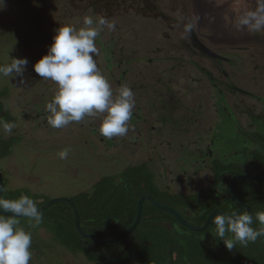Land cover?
<instances>
[{"label":"rangeland","instance_id":"obj_1","mask_svg":"<svg viewBox=\"0 0 264 264\" xmlns=\"http://www.w3.org/2000/svg\"><path fill=\"white\" fill-rule=\"evenodd\" d=\"M79 2L80 0H5L4 7L0 9V65L10 64L14 58H27L29 61L23 78L0 76V91L5 92V95L2 96L4 109L9 110L13 117L12 121L1 120L0 134L4 138L16 136L20 140L13 145L11 155L0 159V172L3 174L4 183L7 189L12 190L14 194L8 199L18 198V196L15 197V191L24 188L33 194H46L51 197L71 196L81 191L87 192L102 177L117 174L123 176L129 167L139 168L137 171L148 176V183L151 187L155 184L159 192L164 190L162 188L166 187V184L171 186V178L178 181L181 179L182 174H179L177 167L172 164L173 168L169 169L171 163L168 160L160 159L157 154L159 151L161 152L158 142L155 144V141L149 140L151 136L148 133V128L154 119L151 118L152 115L146 109L142 108V123L138 124L140 127L136 132L137 135L114 137L112 140L105 139L99 133V125L106 114L86 116L81 122H72L67 127L59 129L48 124L50 114L45 106L52 100L58 85L53 81L40 78L35 73L33 65L47 53L48 46L52 43L55 32L60 26L70 24L79 29L83 27L82 21L85 17H91L96 21L92 13L86 11L84 4L81 5ZM153 5H158L166 10L164 12L169 15L167 20L174 18L179 22L182 15L187 14L188 18L193 21L196 30L225 56L220 66L207 64L205 59L200 60V63L205 64L213 76L212 82L191 63L183 60L182 58L185 56L173 60L178 66L175 74H172L177 76V72H181L183 76L181 83H172L171 86L175 90V96L186 101L191 106L190 108H196L195 110H184V112H189L186 118L190 117L191 123L197 124L194 126L195 128L202 123L209 126L215 124L217 111L214 102L217 98L221 100V97L216 98V96L222 90H224L223 98L230 105L229 108L237 106L233 104L231 98L234 96L242 97L243 95L240 93L242 90H251L264 96V29L258 32L252 31L248 26L240 24V20L249 12L256 11L261 7L260 0H156ZM159 18L155 15L146 18L136 14L124 19L120 17L119 20L116 16L106 19L112 25L117 23L120 26L123 25L120 27L123 29L115 28L118 36L113 38L115 44L111 45V48L114 52L108 63L100 43L102 39L107 41L111 37L113 29L108 28L109 31H106V36H103L102 27L100 36L96 39L98 51L94 55V59L99 70L104 66L108 68L100 72L108 80L114 96L118 95L119 86L131 87L135 92L133 83L147 81L149 75L152 74L153 77L155 76L162 81H168L167 70L172 60L164 57L179 52L170 51V44L177 40L176 27L178 26L175 24L169 28L166 26V22ZM130 31L138 36L134 37ZM107 33L110 36H107ZM136 38L141 39L139 43L142 44L135 43L134 39ZM148 59L152 60L149 61ZM117 79L122 81V85L117 83ZM225 84L227 87L223 88ZM159 90L161 94H165L167 91L165 88ZM136 95L134 93V97ZM138 99L141 103L144 100V98L142 100L135 98V104ZM246 101L240 106L244 107L245 103L260 106L264 97L255 100L246 99ZM179 112L173 111V114L179 116ZM3 122L15 125L11 133L3 131ZM166 124L165 127L169 125L168 121ZM156 126L157 129H160L158 125ZM224 126L230 127L228 121L221 120L217 124L219 133ZM188 128V133H191L190 130L193 129L190 128L193 126ZM167 137L166 132L162 130L157 132L154 130L152 133V138L165 143L170 140V137ZM203 137V140L208 141L205 136ZM129 139L138 140L137 146H134L131 141L129 142ZM216 141L220 140L216 139ZM222 142L219 145V148L221 147L219 151L226 148L224 154H230L231 149L238 147L231 142ZM146 143H149V146H143ZM183 143L190 150L194 148L189 138L184 137ZM199 144L201 145L196 147L206 145V143ZM215 147L217 146L215 145ZM64 149L69 150L68 156L66 159H60L58 153ZM155 149L157 150L155 151ZM165 149L172 153L170 147ZM217 149L215 148V150ZM173 150L176 152L175 148ZM199 153L204 155L203 158L209 159L204 145ZM201 161L202 159H200ZM201 163L204 165L200 167L194 163L189 164L192 169L196 170V173L193 176H187L188 181L192 184L183 191L195 192L200 189L199 194L195 195L198 196L197 200L191 199L188 201L190 204H194V202L205 203L206 201L202 187L207 184L210 174L213 173L211 167L213 163H209L208 160ZM229 169L235 171L236 167L230 165ZM119 180L121 179H117L118 182H120ZM255 186L264 188V184ZM139 187L138 189L136 181L131 182L130 187H125L127 192L130 190L129 197H126L125 200L133 201V207L135 200L138 201L135 191L139 193L144 188L141 185ZM170 188L173 192L179 191L175 183ZM91 191L93 192V190ZM164 191L169 192L168 189ZM120 193L123 194V191L118 190L117 194ZM102 200L92 203L100 206ZM112 205L108 204L109 207ZM121 205L123 208L126 207L125 202ZM148 209L151 208L147 207L146 211ZM152 210L157 211V215L160 213L166 215L165 210L156 206ZM47 211L51 213L53 208ZM81 218L82 226L86 231H101L99 227H95L96 221L101 226L106 225L100 217L95 218L93 224L86 221L83 216ZM26 219L27 217H20L18 226L31 233L32 244L43 241V249L40 246H38L39 250L31 247L32 259L30 264H99L90 261L83 253L75 254L66 249L61 250L58 245L47 246L45 241L51 242L50 231L44 227L40 228L39 225H35L34 221L30 222L29 219L24 222ZM22 221L23 223H21ZM256 223L258 222L252 226L255 227ZM55 225L56 223L53 226ZM177 225V231L170 232L165 237L172 236V241H175L176 244V246L174 244L172 246L176 247L178 254L182 249L188 251L191 264H225L221 261L237 260L242 255L252 257V264H261L262 259H264V245L262 247L261 238L254 243L250 242L246 247L237 244L231 250L226 247V251H220L216 249L218 243L212 244L211 241L202 240L194 235L198 231H192L180 224ZM179 227H185L186 231L180 230ZM149 230L148 226L143 227L142 232L147 233ZM157 232L159 231L154 234ZM91 242L93 245L111 251L120 245L118 242L104 243L94 240ZM170 246L171 244H167L164 248ZM210 248L220 254L217 259L214 253L207 251ZM197 249L200 251L197 252ZM189 250L195 254L193 255ZM184 253L186 252L184 251ZM132 264L139 263L135 261ZM240 264H246V262L242 261Z\"/></svg>","mask_w":264,"mask_h":264},{"label":"flooded vegetation","instance_id":"obj_2","mask_svg":"<svg viewBox=\"0 0 264 264\" xmlns=\"http://www.w3.org/2000/svg\"><path fill=\"white\" fill-rule=\"evenodd\" d=\"M155 1L156 0H80L79 4H84L85 8L87 9L86 11L92 13L96 21H99L101 19H110L113 16H116L119 20L120 17L124 19L125 17L127 18L131 15L133 16L136 14L145 16L146 18L151 17V15H155L157 18L160 17V20L166 22V26L169 28L172 27V25L174 26L175 24H177L178 26L176 27L177 40L170 44V51L174 52V50H176L179 52H174V55L169 56L171 57L170 61L172 60V63L169 64V69L167 70L168 81H162L160 79L161 83L160 85H158V83L152 80V75H149L147 81H142L141 83L143 85V92L140 91V94L138 93V95L135 96V98H141V100L146 96L148 97V95L145 93L146 89H148L146 86H150L152 84V86L154 87L157 86L155 87L157 94H154L157 96V98L155 97L157 100L163 98L164 101H166L169 97H174V100L172 101L175 107L174 110L181 112H179V116H175L174 114L173 116H175V119L172 121L173 124L170 122L169 125L165 127L166 130L164 132H166L168 137H170V140L167 143L152 138V133L154 130H156L157 132L158 130H163L164 128L160 123L161 121L156 117L157 115H153L154 122L148 128V133L151 136L149 140L155 141V144L156 142H158V145H160L161 147V152L159 151L157 153L160 156V159H164V161L168 160L171 163L169 169H172L173 166H175L177 167V171H179V174H182L180 181L176 180L175 178H171V180L173 181H171V183H175V185L178 186L179 191L173 192L170 188L172 184L171 186L166 184V187L162 189H168L169 192L160 190V199L157 198L156 200L178 211L183 216V218L190 223H194V221L197 220L201 214L206 213L203 221L196 225L202 224L208 214L213 210L226 212L234 211L238 214H243L245 211H247V207H249L250 212L253 215L254 224L255 222H258L255 220L256 213L264 212V188L255 185L264 184V182L250 178L238 179L236 181V189L240 199L244 202V204H239L232 198L229 181L230 178L235 174L264 176V106H262L264 101H261L262 104H260V106H252L246 103L244 107L240 106L242 105V103H244V101L247 102L246 99L255 100L263 98L264 96L259 95L258 92L241 89L242 91L240 93L243 95L242 97L234 96L233 98H231L232 95L230 97L233 100V104H236L237 106L229 108L228 106L230 105L223 98L224 90H222L217 93L216 96V98L218 96L221 97V100L217 98V100L214 102V107L217 111V121L215 122V124L213 126H209L202 123L198 124L199 127L195 128L194 126H197V124L191 123L190 117L186 118L189 112H184V110H195L196 108L193 106V108H190L191 106L188 105L186 101H182L179 97L175 96V90L171 86L172 83H181V79L183 76L181 72H177V76L174 75L178 64L174 63L173 60L176 58L181 59L183 56H185L182 58L183 60L191 63L195 68H197V70L201 71L203 74L211 75L208 68L205 67L206 65L201 64L200 60L205 59L207 61V64H218V66H220L225 56L224 54L220 53L219 49H216L215 46L210 44L211 42H209V40H207L205 36H203L196 30L193 21L191 20V18H188L187 14H183L179 22L174 18L171 20H167L169 15L164 12L166 10H163L158 5H153V2ZM188 25H193L190 32L185 31ZM121 26L118 25V23L114 24V28H112L113 34H111V37H109L107 41H103V39L101 40L100 45L103 49L107 63L109 62L114 52L111 48V45L115 44V41H113V38L117 35V30H115V28H120ZM106 31H109V29L107 27H103V36H106ZM131 34L134 35L135 33L131 32ZM107 36L110 35H108L107 33ZM137 36L138 35H134V37ZM134 41L138 45L142 44L139 43L141 42V39L139 40V38L134 39ZM205 46L216 52L219 57L206 53L204 51ZM148 60L151 61L152 59ZM211 77L213 78V76ZM117 83L119 85H122V81L120 79H117ZM167 83H169V85H167ZM226 87L227 84L223 86V88ZM160 88L167 89L165 94H161L159 90ZM180 89H182V87ZM171 90L173 92H171ZM141 94L142 96H140ZM146 98L142 100V103L140 102V99H138L142 108ZM182 103H184V105L186 106L184 107ZM221 120L228 121V125L230 127L224 126L219 133L217 124ZM177 121H180L178 125L176 124ZM156 125H158L160 129H157ZM173 126L177 128V131H174ZM189 126H193V128H190L193 129L190 130L191 133H188L187 131L189 129ZM202 135L205 136L208 141L203 140L204 137ZM184 137L191 139V145L194 148L190 150L185 146L186 144L183 143ZM216 139L220 141L217 142ZM128 141H131L132 143H134V146H137L136 142H138V140L129 139ZM222 141H227L229 143L231 142L233 144H236L238 147H235V149L233 150L231 149L230 154H224L226 148L223 151H219V149L221 148H219V145L223 143ZM199 143H206V145H203L206 148V154H208L209 159L203 158L202 155H200L199 152L203 145L202 147H196L201 145ZM148 144L149 143H146L143 146H149ZM214 144L217 146L215 147L218 148L217 150H215ZM166 147H170L172 153L167 152V150L165 149ZM174 148L176 152L173 150ZM156 150L157 149H155V151ZM163 154H167L168 156L165 155L166 158H164L165 156ZM200 159H202L201 162H203L204 160H208L209 163H213L211 166L213 173L210 174L207 184L202 187V193L204 194V199H206L204 209L189 207L188 205L184 204L183 200L181 199V196H193L199 194L198 191L200 189L195 192H185L183 190L188 188L192 184V182L188 181L187 176H193V174L196 173V170L192 169L189 164L192 165L194 163L195 165H197V167L203 166L204 164L200 162ZM216 162L219 165L221 164L220 168H224V170L221 172L220 180L215 186L216 171L214 168H216ZM230 165H234L236 167V170L233 171L232 169H229ZM219 190L222 192H219L218 194ZM161 192L165 194L163 198L161 197ZM155 212L157 213V211ZM159 223L170 228L178 227L177 224H180L177 220L171 222L169 218H165V215L162 213L159 214ZM259 226V223H256L254 228H258ZM213 230L214 224L211 223L207 229L201 231L204 233L203 239H211V241L218 243L219 246L226 247L221 240L213 237V235L211 234ZM228 235L230 236L231 234ZM261 240L264 241V237H261ZM173 258L177 260L179 259L177 252H174Z\"/></svg>","mask_w":264,"mask_h":264},{"label":"clouds","instance_id":"obj_3","mask_svg":"<svg viewBox=\"0 0 264 264\" xmlns=\"http://www.w3.org/2000/svg\"><path fill=\"white\" fill-rule=\"evenodd\" d=\"M260 2L261 7L240 20L242 26L257 32L264 29V0ZM4 3L5 0H0V9ZM82 24L83 27L79 29L70 24L60 26L47 53L33 65L40 78L58 85L52 100L45 106L50 114L48 124L59 129L72 122H81L86 116L106 114L99 125L100 135L107 140L123 137L129 131L128 124L136 107L134 92L131 87L125 86L114 96L94 59L98 51L96 39L100 36L101 28L111 29L114 25L106 19L94 21L91 17H85ZM192 27L188 25L185 31L190 32ZM28 62L27 58H14L10 64L0 65V76L23 78ZM2 127L4 132L11 133L15 125L3 122ZM68 151H60V159H66ZM4 192L5 188L0 184V264H30L32 235L18 226L19 218L27 217L30 222L39 225L43 220L41 210L26 194L16 199H6L2 195ZM255 220L260 225L258 228L252 226L253 215L248 211L243 214L218 212L211 220L214 224L211 234L229 250L237 244L246 247L250 242L264 237V212L256 213Z\"/></svg>","mask_w":264,"mask_h":264},{"label":"trees","instance_id":"obj_4","mask_svg":"<svg viewBox=\"0 0 264 264\" xmlns=\"http://www.w3.org/2000/svg\"><path fill=\"white\" fill-rule=\"evenodd\" d=\"M164 58L170 60L171 57L165 56ZM101 67L100 71L103 69H108ZM208 77V79L212 82V77L209 74H204ZM153 77V74H152ZM155 77V76H154ZM152 78V80L158 85H160L161 81L159 78ZM142 81L133 83L134 93L138 95V93L142 92ZM212 84V83H210ZM169 85V83H167ZM146 86V85H145ZM148 89H146L145 93L148 95L146 98L143 109L148 110L149 114H151V118L154 119V116L161 121L163 132L166 130L165 125L168 121V124L175 119V116H173V111L175 107L172 103L174 100V97H169L166 101L164 99H156L157 96L154 94H157L155 87L157 86H146ZM120 87L118 88V90ZM141 89V90H140ZM171 92H173L171 90ZM5 95V92L0 91V123L3 119L4 121H12L13 117L11 116L9 110L4 109V103L2 100V96ZM156 97V98H155ZM144 98V99H145ZM184 105V103H182ZM186 105H184L185 107ZM142 106L140 102H136L135 110L133 111V117L129 121L128 128L129 131L127 133L128 137L131 135H136V132L138 128L140 127L138 124L141 122V112H142ZM183 113V111H182ZM154 115V116H153ZM164 116V117H162ZM162 119V120H161ZM144 120V119H143ZM183 121V120H182ZM180 121L176 122L178 125ZM173 124V123H172ZM174 131H177V128L173 126ZM93 129L91 130V132ZM20 141L19 138L16 136H10L8 138H4L0 134V159L5 158L9 155H11L12 147L13 145ZM204 156V155H203ZM202 156V157H203ZM216 168L215 169V186L220 180L221 172L224 170L220 168V165L216 162ZM229 167V166H228ZM136 169V170H134ZM137 167H129L127 170L123 173V176L121 175H110V176H104L102 177L98 182H96L92 189L89 191H81L77 194H72L69 196L77 205V208L80 212V217L83 216L84 219L91 224L95 222V218L100 217L103 219L106 223V225H100L97 223V221L94 223L95 227H99L101 231H88L94 234H97L99 236L103 237H111L116 235L118 232H120L122 229L129 227L136 216V202H134L133 207V201L125 200L126 197H129L130 190L127 192L125 190V187H130V183L133 181H136V186L138 189L140 188L139 185H141L142 188L139 193L135 191L136 198H140L144 194H148L155 199L159 198V190L156 188L155 184H153V187L148 183V176L144 174H140L139 171H137ZM151 173V172H150ZM117 179L120 182L117 181ZM5 192L2 194L3 197L9 198L10 196L14 195L12 190L7 189L6 184L4 183ZM137 189V190H138ZM93 190V192L91 191ZM118 190H122L123 194H117ZM90 193V194H89ZM96 193V194H95ZM26 194L30 198L34 200V202L37 204V207L43 204L45 201L52 198L49 195L46 194H33L27 188L24 189H18V191H15V197L18 196V198L22 195ZM93 194V195H91ZM97 195V196H96ZM161 197L165 195L163 192H161ZM169 197V196H167ZM183 203L188 205L189 207H195V208H205V203L202 202H194V204H190L188 201H191L193 199L194 201L197 200L198 196H181ZM42 198V199H41ZM103 198V200H102ZM40 201H36L39 200ZM131 199V198H130ZM102 200V204L100 206H96L92 202ZM100 202V201H99ZM125 202L126 207L123 208V205L121 203ZM101 203V202H100ZM108 204H113L112 207H109ZM150 207L151 209H154V206L149 202H144L143 207V213L141 220L136 227V229L124 237L120 238L119 240L115 241L120 243V245L115 248L114 250H105L104 248H101L99 246L91 244V239L83 237L76 229L75 226V218L73 211L68 206V204L62 202H57L52 204L47 210H50L53 208V212L51 213L42 211L43 220L39 224L40 228L44 227L48 231H50L51 236V242L45 241L47 246H59L60 249H66L67 251L71 253H83L90 261L97 262L99 264H131L135 261H137L140 264H191L190 256L187 254L186 249H182L180 253L178 254L179 260L173 258V254L176 251V244L175 241H172V236L165 237L170 232L177 231L178 227L170 228L167 226H164L163 224L159 223V215L156 214L155 211H151V209H148L146 211V208ZM83 215H82V213ZM90 212V213H89ZM91 212H93L91 214ZM95 212V214H94ZM94 215V216H93ZM205 214H201L197 220L194 221L195 225L199 224L203 221ZM96 216V217H95ZM169 218L171 222H174L176 219L166 211L165 218ZM28 219V218H27ZM24 220V222L27 221ZM54 222V223H53ZM23 223V221L21 222ZM56 223L55 226H53ZM112 223V224H110ZM173 224V223H172ZM113 225V226H112ZM53 226V227H52ZM81 226H82V218H81ZM150 230L147 233H143V227H147ZM182 226V225H181ZM84 229V227L82 226ZM180 230L184 229L182 227H179ZM57 229V230H56ZM85 230V229H84ZM103 230V231H102ZM86 231V230H85ZM140 231V232H139ZM156 231V234H154ZM184 231H186L184 229ZM100 232V233H99ZM153 232V234H152ZM163 234H162V233ZM159 233V234H158ZM165 234V235H164ZM203 232H195L194 235L196 237L203 236ZM164 235V236H163ZM208 239V238H207ZM203 240V239H202ZM208 241H211V239H208ZM262 241V247L264 241ZM169 242V243H168ZM212 244L216 243L214 241H211ZM113 243V242H111ZM171 244L169 248H164L165 245ZM172 244H174L172 246ZM38 246H40L43 249V241L41 240L39 243L34 242L31 244L32 249H38ZM226 247L224 246H216V249L222 251L225 250ZM160 249V250H158ZM39 250V249H38ZM158 250V251H157ZM43 251V250H42ZM184 251L186 253H184ZM192 253V250H189ZM200 251L197 249V252ZM210 253H214L215 258L217 259L218 256H220L219 253H216L213 251V248H210ZM56 252V251H55ZM54 252V253H55ZM193 255L195 253H192ZM242 261L246 262V264H252V257L249 255H242V257H239L237 260L235 259H228L226 262L221 261L225 264H240ZM256 262V261H255ZM261 264H264V259H262Z\"/></svg>","mask_w":264,"mask_h":264},{"label":"water","instance_id":"obj_5","mask_svg":"<svg viewBox=\"0 0 264 264\" xmlns=\"http://www.w3.org/2000/svg\"><path fill=\"white\" fill-rule=\"evenodd\" d=\"M204 51L210 55H214L216 57H219V55L216 52H214L210 48H207L206 46L204 47ZM244 178H250V179H254L257 181L264 182V176L263 175H248V174H235V175H233L229 181L230 192H231L232 198L239 204H244V202L240 199V197L238 195V192L236 189V181L238 179H244ZM0 184H2L4 186V177H3V174L1 172H0ZM146 201L151 203L153 206H156L160 209H163V210L169 212L180 224H182L186 228H188L192 231H198V232L204 231L205 229H207L209 227V225L211 224L212 217L215 214H217L218 212H226V211H220V210H213L208 214V216L206 217V219L204 220V222L202 224L195 225V224L190 223L187 220H185L183 218V216L178 211L173 209L172 207L154 199L152 196H150L148 194H144L137 201L136 216H135L133 223L129 227L122 229L120 232H118L114 236L103 237V236H99L97 234L85 231L82 228L80 212L77 208L76 203L69 196L52 197L49 200L45 201L40 206H38V208L42 212V211H45L46 209H48L54 203L64 202V203L68 204V206L73 211L76 229L83 237H86V238H89L91 240L98 241V242L111 243V242H115V241L119 240L120 238L124 237L125 235H127L128 233H130L136 229V227L138 226V224L141 220L144 202H146ZM247 211L250 212L249 207H247ZM6 215H9V214L6 213Z\"/></svg>","mask_w":264,"mask_h":264},{"label":"crops","instance_id":"obj_6","mask_svg":"<svg viewBox=\"0 0 264 264\" xmlns=\"http://www.w3.org/2000/svg\"><path fill=\"white\" fill-rule=\"evenodd\" d=\"M137 262V261H136ZM138 263V262H137ZM132 264V263H131ZM140 264V263H139Z\"/></svg>","mask_w":264,"mask_h":264}]
</instances>
